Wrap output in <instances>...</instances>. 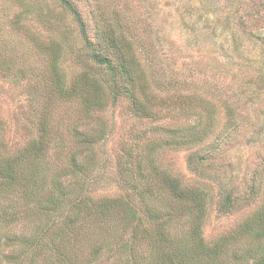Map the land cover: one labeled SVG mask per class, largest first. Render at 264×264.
I'll return each mask as SVG.
<instances>
[{
  "label": "trees",
  "instance_id": "16d2710c",
  "mask_svg": "<svg viewBox=\"0 0 264 264\" xmlns=\"http://www.w3.org/2000/svg\"><path fill=\"white\" fill-rule=\"evenodd\" d=\"M57 2L73 20L74 28L69 29L70 23L64 26L67 18L57 13L55 21L48 17V24L66 27L67 31L58 39L51 37L48 44L35 42L47 54L53 93L64 102H79L88 123L80 119L71 124V134L64 139L63 133L52 128L48 117L40 118L35 124L36 136L2 161L0 264H264V207L231 234L207 242L202 225L211 205L210 190L184 183L157 162L167 148L193 149L209 138L213 133L210 130H214L209 102L195 94L184 95L180 89L178 95L161 99L152 92L146 70L138 60L139 39L130 33L126 16L109 14L105 8L99 12L93 9L88 20L72 0ZM76 30L80 46L74 41ZM233 41V49L238 51L239 40ZM65 56L81 68L70 81L64 73ZM92 64L102 68L104 76L97 75ZM166 84L170 92L176 85L171 80ZM123 96L130 100L131 110L140 119L156 120L163 114L165 121L181 116L195 118V122L187 128L165 123L160 132L165 146L160 140L149 141L144 153L124 148L117 161L124 194L110 197L98 194L92 182L101 169L98 148L104 141V124L100 114L112 98L116 102ZM53 141L56 155L68 148L70 157L60 161L52 173ZM73 146L77 149L74 153L70 149ZM205 155L193 151L189 156L191 167L204 165L209 174L220 176L219 166ZM262 190L264 184L258 183L243 196L226 192L220 211L231 213L241 199L249 203ZM20 226L18 234L15 229ZM175 226L182 232L177 233ZM5 229L14 232L5 236L8 254H4L2 244Z\"/></svg>",
  "mask_w": 264,
  "mask_h": 264
},
{
  "label": "rangeland",
  "instance_id": "374dc122",
  "mask_svg": "<svg viewBox=\"0 0 264 264\" xmlns=\"http://www.w3.org/2000/svg\"><path fill=\"white\" fill-rule=\"evenodd\" d=\"M72 1L88 20L93 9L99 12L105 8L109 14L126 16L130 33L139 39L138 60L159 99L178 95L180 89L184 95L195 94L209 102L214 113V130H210L213 133L209 138L193 149L166 147L157 162L184 183L210 190L211 205L202 225L207 242L231 234L264 207L263 190L249 203L241 199L231 213H222L219 206L226 192L243 196L258 183L264 184V0ZM27 11L32 14L24 15ZM57 13L67 18L64 26L70 23L69 29L74 28L73 20L57 0H0V165L8 154L36 136L35 124L40 118L48 117L52 128L63 133L64 139L69 138V128L80 119L88 123L79 102H64L53 93L47 54L35 42L48 44L51 37L58 39L67 31L66 27L48 24V17L53 21ZM73 37L80 46L77 30ZM234 39L239 40L238 51L233 49ZM65 59L64 73L70 81L81 68L69 56ZM92 66L97 75L104 76L102 68ZM170 80L176 83L172 92L166 89V81ZM176 117L165 121L160 114L156 120L140 119L131 110L128 98L123 96L116 102L112 98L100 114L104 124V141L98 148L101 169L92 178L98 194H124L117 174V161L124 148L144 153L149 141L160 140L165 146V137L160 134L165 123L187 128L195 122V118ZM197 131L205 132L193 130ZM182 132L190 134L188 130ZM51 143L49 170L53 173L60 161L69 159L70 151L67 148L56 155V142ZM70 149L72 153L77 150L75 146ZM195 150L209 155L222 174H209L204 165L192 168L189 156ZM223 179L225 182H220ZM3 204L2 196L0 216ZM175 228L177 233L182 232L178 226ZM21 229L15 231L19 234ZM3 231V251L8 254L5 236L14 232ZM116 233L122 234L120 230Z\"/></svg>",
  "mask_w": 264,
  "mask_h": 264
}]
</instances>
